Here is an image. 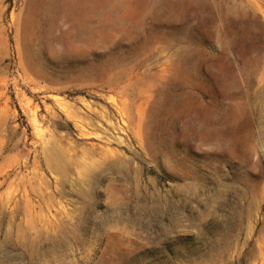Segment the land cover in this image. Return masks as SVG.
<instances>
[{
    "label": "rangeland",
    "instance_id": "1",
    "mask_svg": "<svg viewBox=\"0 0 264 264\" xmlns=\"http://www.w3.org/2000/svg\"><path fill=\"white\" fill-rule=\"evenodd\" d=\"M0 264H264V0H0Z\"/></svg>",
    "mask_w": 264,
    "mask_h": 264
}]
</instances>
